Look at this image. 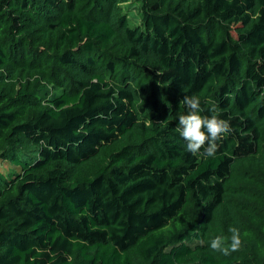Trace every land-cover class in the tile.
<instances>
[{
    "label": "trees",
    "instance_id": "obj_1",
    "mask_svg": "<svg viewBox=\"0 0 264 264\" xmlns=\"http://www.w3.org/2000/svg\"><path fill=\"white\" fill-rule=\"evenodd\" d=\"M0 264H264V0H0Z\"/></svg>",
    "mask_w": 264,
    "mask_h": 264
},
{
    "label": "clouds",
    "instance_id": "obj_2",
    "mask_svg": "<svg viewBox=\"0 0 264 264\" xmlns=\"http://www.w3.org/2000/svg\"><path fill=\"white\" fill-rule=\"evenodd\" d=\"M181 102L187 112L177 113L178 124L175 131L186 141V151L194 156L197 154L213 156L218 147L216 142L232 132L229 122L219 118L214 104L208 108L211 115H202L205 109L201 107V98L198 95H184ZM229 231L230 238L217 236L210 241L209 246L213 251L229 255L230 252L239 250L242 244L239 228L231 227Z\"/></svg>",
    "mask_w": 264,
    "mask_h": 264
},
{
    "label": "rangeland",
    "instance_id": "obj_3",
    "mask_svg": "<svg viewBox=\"0 0 264 264\" xmlns=\"http://www.w3.org/2000/svg\"><path fill=\"white\" fill-rule=\"evenodd\" d=\"M130 16H131L134 23H139L140 17L138 16L137 7H135L134 5H132V7H131Z\"/></svg>",
    "mask_w": 264,
    "mask_h": 264
}]
</instances>
